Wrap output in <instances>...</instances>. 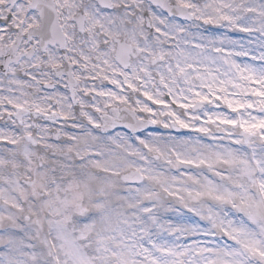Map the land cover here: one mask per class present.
Wrapping results in <instances>:
<instances>
[{
  "label": "snow or ice",
  "instance_id": "obj_1",
  "mask_svg": "<svg viewBox=\"0 0 264 264\" xmlns=\"http://www.w3.org/2000/svg\"><path fill=\"white\" fill-rule=\"evenodd\" d=\"M0 264H264V0H0Z\"/></svg>",
  "mask_w": 264,
  "mask_h": 264
}]
</instances>
